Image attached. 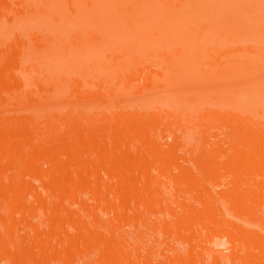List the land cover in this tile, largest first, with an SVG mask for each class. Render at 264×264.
<instances>
[{"label": "rangeland", "instance_id": "rangeland-1", "mask_svg": "<svg viewBox=\"0 0 264 264\" xmlns=\"http://www.w3.org/2000/svg\"><path fill=\"white\" fill-rule=\"evenodd\" d=\"M85 1L86 2L90 1L93 3L97 2V3L104 4L103 1H105V0H85ZM111 1H114L115 3H117L118 6H120V7H124V3L126 1H129V0H111ZM132 1H135V0H132ZM163 1H164V3L170 2V0H163ZM30 3L31 2L28 0H23V1L22 0H8V1L0 0V9H2L3 15L6 14L7 17H11V16L18 15L21 11H24V10L27 11ZM4 11H5V14H4ZM2 12L0 11L1 15H2ZM6 16H4L3 19L7 21V19H5ZM244 24L246 26L235 27V28L229 29L228 31L217 29L212 24H210V27H208L207 29H202L197 25H190V29H196L197 31H195V32L192 31V32H190V34H186L184 36H181V37H179V39H176L175 42H173V41L168 42L164 39V42L161 44L162 47L160 48V50H159V43H157L156 41L159 40L161 37L158 35L156 36V34H154L152 36V38L155 40L154 44L153 43H151V44L147 43L145 45H142L141 39L143 38V35H140V34L137 35L136 33L128 34V33H126V30L120 31L119 29L115 30L114 32L106 31L104 33H102L103 30L102 31L97 30L95 32V36L93 35L91 37V35H90V38H89L90 40H92V38L94 37V41L93 42L89 41L88 44H86L82 48V50L79 52H77V49H75V50H73L74 53L69 54V55H65L66 51H63V53H61L59 55H55L54 57H56V58H54V59L45 58L46 60H44V62H42V60H40L34 56H28L29 59L25 60L26 61L25 64L24 63L21 64V61H20L21 58L24 56V54H23L24 50L19 51V48H23L24 47L23 45H25L26 42H29V41H30L29 43L32 44V46L34 44H36L35 43L36 32L31 31V33L27 32L26 34H23V35L10 33L9 36L0 45V79L1 80L3 79L2 83L4 80H6V81H4L5 85L3 83L2 84L3 86H0V92L2 90H4L2 92L8 93L7 96L8 95L10 96V97H8L9 99H7V100L5 99L6 101L2 100L0 97V130L2 129L0 131V161L2 163V164L0 163L1 164L0 170H2V171H0V172H1V175H3L2 177H5V180H4L5 182H4V184H2V186L4 185L3 188L9 187V185H10L11 187H9V188H11L10 189V191H11L13 189V187L15 186V181L18 179L20 180L21 178H19V176L22 177L21 175L25 172V171L22 172V169H21L22 168L21 164H23L22 161H23V158L25 156H23V153H21L22 154L21 155L20 151H19V153L17 151H15V153H14V151H13V153H11L12 155H10V153L8 152V150H9L8 146L13 144L14 142H18L19 144L18 143H14V144L15 145L18 144L19 146L23 145L22 147L24 149H27V150H25L24 155L26 154L27 156L33 157L36 154V150H34V148H35L34 147V145H35L34 144V137H33V135H31V136L29 135L32 132L31 130H33L35 133H37V130H40L43 133V134H40L42 136H40L39 133L35 135L36 136L35 141L38 143L37 146H40V145L43 146L44 145L43 147H46L45 143L42 145V143L45 142L46 139H51V138L55 137L54 140L57 139L56 141L58 142V140L61 138V135H62V138H64L63 135H65V136L68 135L67 140L71 143V141L76 139V136L78 134L80 135L81 132L85 135V133H86L85 129H86V131L90 130L89 132H92L94 134L99 133L102 135V136L101 135L100 136L98 135V136L100 137L101 142L103 144V149H102V151H100L99 149L93 150L95 147L94 148L91 147V150H90V146H88V144H90L93 140L88 144L86 143L87 144L86 145L85 142H83L84 139L82 141L80 138L81 143L79 142V140H77V139H76L77 141L75 140V142L79 143L78 145L76 143L74 144V145H76V147L72 145L73 146V148H72L71 144L68 142L69 143L67 145L68 149H65V151L63 150L64 152H61L60 154L56 152L59 156L56 154L54 155V157L55 156L58 157L57 158L58 162L55 159L57 164L61 162L60 164H62V165H63V163L67 162L66 160L68 158L70 159V156H71L70 154H72L73 157H74V155L75 156L77 155L75 157L76 159H78V157H79V159H80L79 163L82 162L81 164H83V166L80 165V168H79L78 166H76V164H78V163H76V164L74 163L75 164L74 166L70 164V166H72V167L71 168H70V166L68 167L69 168L68 172H72V173L71 174L69 173L70 175L69 174L68 175L74 176V177H75V175L77 176L78 174L75 173L77 171H73V170L75 169V166L78 167V169H76V170H78V171L80 170V171L77 173H79L80 175L81 174L84 175L83 177L90 178L92 183H95V184H93L92 189L89 190L90 192H86L83 190H81L82 192H79L78 190H76L77 193L79 192L78 194H80V195H77L75 193L76 191L74 190L75 191L74 192L71 189L72 184L70 183L71 180L69 181L70 178L69 179L67 178L68 180H63L60 184L57 183L58 186L56 188L51 187L52 189L50 190V188L48 189L47 186H44V184H42L41 180H40V182H39V180L34 181L33 179H35V178H34V176L32 177L31 174H30L31 177L29 176V174H27V175L23 174L25 184L28 181L31 184L30 187L33 186L32 187L33 192L31 191V192H27L24 194L25 198H21V199H23V203L21 205H23L24 208L25 207L27 208V206L30 207L29 205H27V203L30 205L37 206L36 207L37 211L34 210V211L29 212L30 210H33V209H30L28 211L29 213H31L30 216H29L28 212L26 211L28 209L25 208L26 209L25 210L23 208V210H25L27 212V214H26L27 217H26V215H24L26 212L23 213V211H21L22 206L20 207V205H19V202H20V200H18L19 197H16L14 195V197H16V198H13V196H11L13 193L6 191L9 188L2 189L3 193H6L5 195H8V197L4 196L5 197L4 198L3 194L0 193V195H1L0 196V203L2 202L1 204H3V206L0 205V207L3 208V210L0 208V210H2V211H0V214L1 213L3 214L4 212L6 214L7 213L10 214V213H12V210L14 209L13 214L12 215L10 214L9 217H7L8 220H9V218H12V219H10L11 225H9V226L12 227L13 225H17L18 222L15 224H14V222L19 220V218L23 217V215H24L23 218L26 217V219H28V220H26V221L24 220L23 222H21V220H19L21 225L18 224L19 230L17 228L18 233L16 232L17 233L16 236H19L22 239L21 240L19 237H17V239L19 238V240L16 241L17 242L16 245L19 249L16 248V246L14 245L15 246V253H13V251H14V246H12L13 243H11V244L7 243L8 245L5 244L8 247L11 246V249H10V252H7V250H6V252L0 250V264H28V263L29 264H38V263H40V264H73V263H75V264H103V262H100L101 259L103 258L102 256L100 257V255H101L100 249H102L101 248L102 246H101L100 242L98 244L97 241H95V240L96 239L97 240L98 239L104 240L105 237L106 238H112V236H114L113 235L114 233H115L114 237H116V238L119 237V240H118V238H117V240L119 241V244L123 243V244H121L123 246L124 245L129 246V245L133 244L132 243L133 241H135V240L138 241L139 245L141 246L138 249H140L141 252H138V256H137V254H135L134 257L136 259L133 257L135 264L136 263L137 264H144L146 262H147L146 264H151V263L155 264V262L153 261L155 259L154 255L157 254L155 252L160 253V251H161V254L158 253V255H161V256H158L159 257L158 259H160L159 260L160 264H169V263L173 264V262H174L173 258L177 259L175 261H178L179 259L180 260L182 259L181 261H183L186 257L190 258V260H193L191 256L188 257V255H189L188 251L190 249H191L190 251L192 252V254L196 253V251H197V253H196L197 257L194 256L195 258L198 259L196 261V264H199V263L209 264V262H211L210 260H211L212 256H216L219 253L220 254L222 253L223 257L225 256V261H227V263L223 261V264H225V263L226 264H232V262L230 261V256H231L230 253L233 251V249L231 247L225 246V248H223V250H221L222 252H217L218 254H215L216 247H214V245H212V241L209 242V240H208V238L212 236L210 233L215 231L213 225H210L213 227L212 228L213 231L211 229H209L210 226L209 227H203V226L201 227L199 225V226H197V229L194 230V233H192L189 236H188V234H183V233L181 234L179 232H177L178 233L177 234L176 231H174V233H173L174 226L171 224H175L179 220V218L182 217V214H181L182 212L180 213V211H181L180 209L185 207L186 204L189 202H188L187 198L184 200L183 198L181 199V197H180L181 194H183L182 192L186 193L188 191L187 190L188 183L183 184L185 182V180H184V182L182 181L181 182L182 184H180V186L181 185L182 186L179 189L180 186L178 184L180 183V181L178 180L176 183L177 179L172 178L173 177L172 175L175 174V176L177 177L176 174L177 173L179 174L181 169H182V172L185 171L187 173V175L190 173V172L188 173V171H191V175H193V173H194V175L196 174L197 176L196 175L195 176L198 177V180L200 181L201 179L202 180H204V178L206 179L207 173H206V170H204L206 173L205 174L203 172V169L200 168L199 165L208 164V165L214 166V169L212 168L210 170L212 177L209 173V176L211 177V179H209V176H207L208 179L204 180V181L201 180L202 182H198V185L200 184L199 186L201 188H207V190L209 189L210 190V191L208 190L209 192L212 191L211 195H214L213 197H215L212 199H216V197H217V198L222 199L221 201H224V202H225V200L221 196L222 194H220V193H222L221 191L224 189V187H229V186L234 184L231 180L232 178L230 177L231 176L230 173H233V174H235V173L239 174L240 173V175H241L242 174L241 172L243 171L242 164L244 162H243V158H241L243 156L239 155V153H241V152L252 153L253 156L251 155V156L247 157V159L257 160V161H259V163L263 162V164H261V167L259 166L260 168L259 167L258 168H252V167H257V165H258L257 164V165L252 166L251 168L248 167L247 170L243 171V174H242L243 176L241 175L243 177V179L244 178L246 179L248 177L251 179V178H254L255 176L257 177L258 174H259V177H257L258 179L259 178L263 179V177H264V94L261 92L262 90L259 87L253 86L254 88H252L251 85L244 86L243 84H234V81L236 78L234 79V76L231 74L232 73L231 70L229 72H227L228 74H230L232 76L230 79H228L229 76H226L225 72L223 70H221L218 67V65H216V67L213 68V66L210 64V63H212V61H216V59H214V56L218 57L219 55L223 54L224 52H229V53L234 52L235 53L231 56L228 55L224 59L226 61V60L239 59L242 55H244L243 53L247 49H250V48H258L259 49L261 47L264 48V34H263L264 33V27L259 26V25H255V24L248 22V21H246ZM154 31H156V30L150 29L148 32V36H150V34H152ZM92 33H93V31H92ZM180 39L186 41L185 45L193 46L194 48H196L198 51H200L205 56L206 62L203 63L202 67H205L206 69L213 70V72L217 73V75H216L217 79L214 81V83L216 84V87L214 90L215 97L212 99H207L203 102H200L197 107H191V106L188 107L186 105L187 102L186 103L184 102L183 97L185 94H184V92H182L179 89L181 86L180 85L181 77H180V74L178 73L179 67L177 69V74L171 73L169 71L168 67L172 66V63L169 61V59L167 57H165L162 54V53L166 52L165 49H170V47H172L173 45H179L180 42H182ZM31 41H33V42H31ZM85 42H86V40H85ZM75 57L78 58V61H77V64L73 66V59L72 58H75ZM237 67H239V66H237ZM75 68L80 69V74H78L77 76H79L81 79H83V81L80 79V80H77L75 83H71L70 85H68L67 88L68 87L69 88L68 89L66 88L67 91L65 93V96L58 98L61 100V101L59 100L60 103L57 101L58 100L57 99L55 102H57L58 104L56 103L53 106L49 105V103H52L50 101H53V100H47L46 96H48V94L46 92L42 93L41 87L43 89V87L45 88L47 85H50V84L52 85L53 82H54V84L57 83L55 81H51L50 84L48 83V81L52 78L59 79L58 76H60V75H57V73L70 72L72 70H76ZM125 71L127 72L128 76H129L128 78L125 75H123V72L125 73ZM244 71H245V69H243V68H239L237 71H236V69H234L235 73L244 72ZM211 75H213L212 72H211ZM171 76L173 78H171ZM167 77H168V79H167ZM152 79H157L159 81H162L164 83V87L160 88L159 86L152 84V82H153ZM236 80H238V78ZM54 84H53V86H54ZM255 86H256V84H255ZM43 94L44 95L46 94L45 99L42 96ZM2 95H3V98H4V96H6L5 94H2ZM0 96H1V93H0ZM39 98L41 101L45 102V100H46L48 102V105L45 106L48 110L49 109L51 110L53 108V109H55V111L56 110H58V111H56V113H54L55 111L53 110L54 112L51 113L50 110L48 111L44 107V104L39 100V102L43 104V109H42L43 111L42 112L44 113V111H45V113L43 115V113L40 112L41 117L39 115H35V113L37 112V111L35 112V109L37 108L36 105L39 106V104L37 102ZM45 104H47V103H45ZM83 105H85V106H83ZM47 106H49V108ZM239 111H244V112L250 111V112H248L250 114L247 115L248 117L245 116L244 118L243 117L242 118H235L232 116V114L239 112ZM217 112H222V114L218 115ZM37 114H39V113H37ZM191 114H192V116L189 118V116ZM8 115H11L13 117L8 118ZM35 116H37V117H35ZM180 118L182 119L181 120L182 123L179 120ZM178 121L181 123V125H180L181 129L182 130L185 129V132H184V134L181 135L180 138H178L176 140L170 134L169 127L172 125V123L173 124H176V123L180 124ZM228 121H236V123L234 125L235 127L227 126L226 123ZM32 123H34V127L33 126L32 127L34 129H36V128L37 129L36 130L30 129L29 134H27L28 132L26 131L27 133H25V134L29 135V137L23 136V139H22V137L21 138L17 137L16 134L13 135L12 133L8 134L6 131L4 132V129H5L4 126H6L10 132H14V131L17 132L18 129H20L21 127H24L23 125L27 124L28 126H30ZM51 123H52V125H49ZM28 126L26 127V130H27ZM48 127L51 129L52 132H49L50 130ZM24 128L20 129L19 131L23 130ZM54 129H55V131H54ZM77 130H79L80 133H78ZM252 130L257 131L259 134L258 135L254 134V132ZM61 131H63V132H61ZM1 133H2V135H1ZM57 133H58V136H57ZM70 133H71V135H70ZM136 133L139 136L141 134H142V136L144 135V137L141 136L143 139L138 136L139 138L138 139L136 138V141H135V139H133V138H135L137 136L133 137L132 134L136 135ZM138 133H141V134H138ZM51 134L54 135V137L53 136L51 137ZM83 134H82V137L84 138ZM8 135H10V136H8ZM69 135H70V137H69ZM3 136H4V138H3ZM71 136L73 137V139ZM80 137H81V135H80ZM85 137H87V135H85ZM97 137H95V138H97ZM99 137L96 140H98ZM259 137L262 138L261 141L258 140ZM91 138H93V137H90V139ZM16 139L19 141H17ZM90 139H89V141H90ZM38 140H40V141L42 140L41 141L42 143L40 142L41 143L40 144L38 142ZM138 140H139V142H137ZM145 140H147V142ZM47 141L49 143L50 142L52 143V141H50V140H47ZM142 141L143 142L145 141L147 143L146 146L143 147V144L142 145L139 144ZM51 143H50V145H52V146L53 145L57 146L56 144H58L56 142H55V144H53V143L51 144ZM72 143H74V142H72ZM83 143L85 145H83ZM93 143L96 144V142H92V144ZM92 144H91V146H92ZM26 145H30V146L26 147ZM121 145L123 147L127 146L128 148H130L129 150H132V151L134 150L133 152L138 154V157L142 158V159L139 158L140 160H137L139 162L136 161L137 165L140 164L142 166L143 163L145 162L144 164H146V161H147L146 167H147V169H149L148 170L149 172L146 170V167H145V170L147 172L146 174H148L149 176L152 175L155 178V179H152V180H154V181H152V183H154V185L156 184V187L153 186V187H155V188H153V191L161 193V194H159L160 197H158V193L153 192V193H156L157 194L156 196L159 198L157 200V202L154 201V205H155V203H157V204L159 202L161 203V205L158 204L159 207L161 206L160 208L158 207L159 209L154 210L153 209V208H155L154 206H153V208H151L148 204L146 205V201L142 200V198H141L142 195H140V193H139L140 197H137V198L135 197L132 199V197L129 196V198L128 197L127 198L131 199L132 201L127 200L125 198L127 201L124 202V206L121 204L122 201L120 202V200H122V199H119L121 197H118V196L122 192V190H120L122 188L121 187L122 184L121 183L118 184V182L116 183V181L118 179L114 180V178L115 177L118 178V175H119V174L116 175L117 174L116 171H118V173H119V170H123L125 168L122 164L119 163V160L122 163L123 160H128L129 156L124 157L125 154H124V156H122V155H120V157L118 156V159H115V161H117L118 164L116 162L114 163L113 160L111 161L107 157L108 152L116 153L118 151V147ZM93 146H94V144H93ZM7 148H8V150H7ZM23 148H21V150ZM139 148H140V152H139ZM56 150L58 152L60 151V149L59 150L56 149ZM6 152H7V154L9 153L10 157L7 154L4 156V154ZM51 152H52V149L44 150V153H45V155H43L44 158L41 157L34 164L35 166H37L36 167L37 169L34 166V167L29 168L30 171L28 170L27 172H31V171L33 172L34 170H32V169H35L37 171L39 170V173L38 172L37 173L40 174L41 177L43 176L42 178L49 177L51 175L50 172H52V171H50V169H51V167H50L51 163L50 162H53L54 160L52 158L50 159L49 157H48L49 158L48 159L46 157L47 156L46 154L50 155ZM122 153H124V152H121L120 154H122ZM143 154L145 155V157L143 156ZM230 154H234L235 157L232 159L231 162H228V160H229L228 155H230ZM52 155H53V153H52ZM6 156H8V157H6ZM38 156L40 157L41 155H39V153H38ZM165 156H167V157L172 156L173 157L172 160H175L174 162H176V163H174V167L171 165V163H173V161H171V163H169L170 164V165H168V166H170L169 168H168V166H166L165 167L166 169H164V167L161 166V164H160L161 162L159 160H161V158H163ZM152 157H153V160H152ZM148 159H150V161ZM7 160H8V162H7ZM54 162H53V164H54ZM26 163L28 164V161ZM100 163L103 165L101 166V168L98 169L99 171L97 170V172H95L96 169L94 167L96 166V164L99 165ZM113 163L115 164V166H114L115 168L116 167L117 168L122 167V166L124 168L123 167H122L123 169L122 168H119V169L116 168L117 169L116 170L113 167V165H114ZM148 163H150V166H149L150 168H148V165H149ZM4 164H6V165H4ZM132 164H133L132 166H130L131 163H130V165L127 164L128 169L124 170V172H126V173L127 172L128 173L135 172L136 171L135 170L136 168L134 167V166H136L135 162H133ZM220 164L224 165V166H222L223 168L221 167ZM228 164H230V165L232 164V165L228 166ZM2 165L6 166V167L4 168ZM32 165H33V163H32ZM119 165H121V166H119ZM175 165L178 168H176ZM219 165H220V167H219ZM217 166L219 168H217ZM226 166H227V168H226ZM2 167H3V169H2ZM182 167L183 168H185V167L189 168L190 167L189 168L190 170H188V169L183 170ZM191 167H192V169H191ZM15 168H17V169H15ZM18 168H20V170ZM171 168H172V171H171L172 173L170 172ZM179 168H180V170H179ZM243 168H244V164H243ZM244 169H246V168H244ZM112 170L116 172V174H115V172H113L116 175L115 177L112 174ZM4 171L7 172L6 175L9 176V179H8V177H6V175H4ZM230 171H232V172H230ZM73 172L75 173V175H73ZM136 172H135V174H137ZM20 173H22V174H20ZM25 174H26V172H25ZM92 174L96 176V179H94L95 176H92ZM148 175H146V176L149 177ZM187 175H186V177H191V175H188V176ZM78 177H80V176L78 175ZM139 177L140 178L137 180L138 182L136 181V183H139V184H135V185L139 186V187L137 186V189L142 188V186H143L142 181H144V180H142L141 176H139ZM153 177H149V179H151ZM170 177L174 180H172ZM256 177H255V179H257ZM12 178L13 179L15 178L16 180L14 181ZM217 179H218V181H217ZM241 179L242 178L240 177V182L243 183L241 181ZM245 179H244V181L250 180V179L249 180L248 179L245 180ZM95 180H99V182H97V183H99L103 186L102 189H101L102 186L97 185ZM103 181L106 183L104 184ZM172 181H175V182L172 183ZM263 181H264V179H263ZM6 182H7V184L11 182L12 185L11 184L7 185ZM45 182H47V180ZM112 182H115V185ZM22 183H24V181H22ZM261 183H264V182H261ZM30 184H28V185H30ZM32 184H34V185H32ZM111 184H113L114 187H113V185L110 186ZM116 184H118V185H116ZM158 184H159V186H158ZM94 185L96 187H98V189H99V190H97L98 191L97 195L95 194L96 191H93ZM105 185L107 187H104ZM108 185L111 187V188L109 187L110 190L108 188ZM140 185H141V187H140ZM164 187H166V188H164ZM73 188H75V187H73ZM174 188H175V190H174ZM103 189H104V191H103ZM155 189H157V190H155ZM171 189H173V190H171ZM183 189H184V191H183ZM242 189H244V187L243 188L240 187L239 194L241 193L240 194L241 196H242V193H244V190H243V192H241ZM119 190H120V193H119ZM179 190H182V192L180 191L181 194H178L176 192ZM36 191L43 194L42 197H44L45 195L48 197V198L47 197L44 198L48 202L46 204L47 207L44 208V206H45V203H44V206H41L38 209V206L40 204H42L43 201L42 202L37 201L39 198L37 199V197H36V195H37ZM129 191H130V188H129ZM131 191H134V190H131ZM208 191H206V192L202 191L203 194L201 193V195H200L202 199L206 198L204 196V194H206V193L209 194ZM163 192H164V196L162 195ZM33 193L36 195L34 196ZM60 193H63L66 195L65 196L66 198L62 197V201H60V202H62V205L59 204L60 208L62 207L63 210L62 209L58 210L59 212L61 211L60 214L58 211L55 212L56 215L54 213L49 214V212L52 210V209L50 210V208H53L52 205L56 204L54 202H57L56 199L59 198L57 196ZM81 193H82V195H81ZM83 193H86V194H83ZM173 193H175V194H173ZM70 194H71V196H70ZM208 194L206 196H208V198H209L210 195H208ZM16 195H18V194H16ZM24 195H23V197H24ZM237 195L238 194H236L235 196H237ZM9 196H11V198ZM68 196L71 199H68ZM79 196H80V198H79ZM171 196L172 197L174 196V199L177 197V199L174 200L173 198H171ZM228 196H230V195H228ZM39 197H41V195ZM73 197H78V198L73 199ZM6 198H7V200H6ZM138 198H140V199H138ZM188 198H189V195H188ZM3 199H5V200L2 201ZM136 199H138V200H136ZM156 199L149 200L150 201L149 203H152L153 200H156ZM172 199L174 200L173 202L171 201ZM220 199H217V202L219 201L221 203ZM8 200H9V202H8ZM24 200H25L26 206L24 205ZM69 200H71V202ZM73 200H74V202H73ZM81 200H85L86 202L85 201L83 202ZM141 200L144 201L145 204L142 205L143 207L140 208V206H138V204L140 203ZM166 201H168V202H166ZM12 202H14V203H12ZM52 202H53V204L49 205ZM212 202H215V201L212 200ZM38 203H40V204H38ZM87 203H88V205H87ZM128 203H129V205H128ZM136 203H137V205H136ZM167 203H169L170 205ZM194 203L198 204L197 202H194ZM9 204H11L12 206L14 205L13 206L14 208L12 210L8 209V207L10 206ZM116 204L117 205L121 204L122 208L118 205L119 209H121V213L127 211L126 212L127 215H128V213H131V212H133V210H135L133 208H136V209L138 208L141 211H143L141 215H143L144 217L141 216V220H139V221L137 220V222L141 226L143 225V227H141V226L139 227V232L138 231L135 232L133 230L134 229L133 226H132L133 229L130 228V223L125 224L126 221L130 222V220H129L130 216L128 218H124V220H122L123 217L121 218L120 216L119 217L121 218V220L118 217L116 218L117 214L114 215L113 214L114 210H112V209L117 208ZM141 204H142V202H141ZM141 204H139V205H141ZM157 204H156V206H157ZM162 204H164V205H162ZM215 204H217V203H215ZM73 205H74V209H73ZM82 205H83V207H85V205H86L85 208H87L88 206L91 207V208H88L91 212L89 213V212H85L82 210H81L82 212H79L80 207ZM125 205H128V206H125ZM49 206H50V208H49ZM77 206L79 208L75 209V208H77ZM93 206H96V208L98 206H100V207H98L97 209L94 207V209H93ZM171 206H172V208H171ZM33 207L34 206H32V208ZM123 207H126V208L128 207V209H124ZM9 208H11V207H9ZM17 208H21V209H17ZM47 208H49V209H47ZM167 209L169 212L167 211ZM48 210H50V211H48ZM118 210H115V211L118 212ZM74 211H78V213H80V214L84 213V214H82L83 218L79 214L82 218V221L83 220L85 221L84 226L87 225L88 228H90V229L92 227V229L94 231H92V230L88 231L87 228H83L84 230L81 229L80 231L79 230L77 231L78 233H80V234H78L76 232L77 229H75L71 225L76 224L75 223L76 221H74V220L77 219V221H79L81 218H80V216H78V214L77 215L74 214V213H76ZM93 211H94L95 215H97V216L94 215ZM156 211H158V212H156ZM35 212H36V215L34 214ZM22 213H23V215H22ZM32 214H34V215H32ZM91 214H92V217L94 219L91 218ZM145 214H146V216H145ZM127 215L124 217H127ZM52 216L53 217L56 216V217L53 218ZM85 216H88V217H85ZM98 216H99V218H98ZM75 217H76V219H74ZM7 218L4 219V221L7 220ZM14 218L17 220H15ZM69 219H70V221L74 219L73 220L74 222L73 221H71V222L67 221L66 222V220H69ZM88 220H89V222H88ZM64 221H65V223H64ZM84 221L82 223L80 221L79 222H80V224L83 225ZM96 221H97V223H96ZM103 221H105V222H103ZM1 222H0V224H1L0 225V229H1L0 231L2 232L3 228H4L3 225H5V223H7V222L6 221L4 223L3 222L1 223ZM56 222H58L59 224ZM68 222L70 224H67ZM12 223H13V225H12ZM100 223H104L103 226L100 227ZM106 223H107V227L105 228L104 225ZM138 223H136V224L138 225ZM9 224H10V222H9ZM34 224H35V226H34ZM54 224L55 225L58 224V226L56 228L59 229V232L62 231L61 235H63V233L65 231L64 236H63V237H65L64 239H63V237L61 238V237L56 236V235L52 236V237H57L56 239L60 240V241H57L54 238L47 239V240L45 239L46 238L45 235L48 236V234H46V233L49 232V230L51 229V226ZM61 224H62V226H64L63 227L64 229L60 226ZM89 224L91 226H89ZM109 224H110V227H109ZM111 225H113V226H111ZM168 225L170 226L169 229H172V230L169 231L167 228L163 227V226L168 227ZM158 226H159V229H158ZM7 227H8V225H7ZM94 227L96 229H99V230L96 231ZM156 227L158 230L156 229ZM56 228L54 226L53 229H56ZM160 228L167 229L168 233L166 232L167 230L163 233L162 232L163 229H160ZM199 228L201 229V231H203V233H201ZM101 229H103V230H101ZM151 229H153V230H151ZM210 230H211V232H210ZM205 232H207V234ZM82 233L86 235L85 237H86L87 241L90 238L89 242H91V241L96 242L97 248H96V246H93L91 248L95 247L96 249L95 248L93 250L90 249L91 253L89 251H87V252H85L84 255H83V253H80L79 254L80 256H79V255L74 254L76 250L73 251V249H74L73 244H76L75 246L79 247L81 244H79V243L77 244V242L80 241V243H83L80 240V238L83 236H81V237L79 236V235H82ZM132 233L135 234L134 237H136V239H134L133 236H130V235H133ZM149 233H153L154 237L152 236V234H149ZM157 234H159V235H157ZM199 234H201V235H199ZM195 235H198V236H195ZM205 235H206V237H208V236L209 237L206 238ZM77 236H78L79 241H77L78 239H74V238H77ZM183 236H185L187 238V240ZM58 237H59V239H58ZM92 238L94 240H92ZM131 238H133V241H131ZM44 239L46 242L44 241ZM146 239H148V240H146ZM189 239H190V241H189ZM196 239H201V240L197 241ZM71 240H73L76 243H74V242L72 243ZM6 242H8V241H6ZM94 242L92 243L93 245H95ZM156 242L162 246H159V244H157ZM206 242H207V244H206ZM21 243H23V244H21ZM138 243L136 244L137 247L139 246ZM151 243H153V244H151ZM19 245H21V247ZM39 245H42V246H40L41 248L39 247ZM83 245H84V243L79 248H82ZM144 245L146 247L148 245L149 246L146 248ZM153 245H155V246H153ZM211 245L213 246L215 251ZM6 246H5V248H7ZM37 246L39 248H36ZM43 246H46L47 249H45V250L48 252H46L43 249L44 248ZM123 246L119 245V247H123ZM126 246H124V247H126ZM201 246H203V247H201ZM51 247L53 249H54V247H57L56 253L58 250H60V253H59L60 255L57 254V257H60V258L55 257L57 259L53 258V260L49 258L48 255H49V253L51 254V249H52ZM124 247H123V249H126ZM153 247H155V248H153ZM199 247H201V248H199ZM48 248H50V249H48ZM203 248H204V250H203ZM39 249H41L40 251H42V252L44 251V252L48 253V255H47L48 258L46 257L47 259L44 256H40V254H44V253L38 252ZM130 250H132V249H130ZM27 251L32 253V254L29 253V255L31 257H29ZM52 251H55V250H52ZM72 251H73V253H72ZM193 251H194V253H193ZM209 251H211V252L208 253ZM212 251H213V253H212ZM202 252H203V254H202ZM5 253H6V255H5ZM7 253H10V254H7ZM24 253H26V255ZM199 253H201L203 256ZM11 254H13L14 257H16V255H17V258L19 257L18 260H16L17 258H15L16 261H14V263H13V261L11 263V260H10V258H12L10 256ZM72 255L75 257V259H72V258H74ZM210 255H212V256H210ZM199 256H200V258H199ZM206 256H207V258H210V260L208 259L209 261L205 258ZM8 257H10V258H8ZM20 257H22L23 259ZM50 257H52V256H50ZM201 258H202V260L199 261ZM23 260H25V261L22 262ZM37 260H40V261L37 263L36 262ZM136 260H137V262H136ZM170 260H172V262ZM41 261H43V262H41ZM148 261H149V263H148ZM197 262H199V263H197ZM178 263L182 264L180 261L175 263V264H178ZM189 264H190V262H189ZM191 264H193V263H191Z\"/></svg>", "mask_w": 264, "mask_h": 264}, {"label": "bare ground", "instance_id": "bare-ground-1", "mask_svg": "<svg viewBox=\"0 0 264 264\" xmlns=\"http://www.w3.org/2000/svg\"><path fill=\"white\" fill-rule=\"evenodd\" d=\"M6 1H8V0H6ZM28 1H30L31 3L29 5V8L27 9V11H25V10L24 11H21L16 16L7 17L6 14H5V11H4V14L5 15H3L2 9H0V11L2 12V15L0 13V15H1L0 16V18H1L0 19V45H1L2 42H4V40L9 36L10 33H15V34H18V35H23V34H26L27 32H30L31 33V31H35L36 32V35H35V39H36L35 43L36 44H34L32 46V44H30L29 43L30 41H29V42H26L25 45H23L24 46L23 48H19V51L24 50L23 51L24 52L23 53L24 56L20 60L21 61V64H23V63L25 64L26 63L25 60L26 59L27 60L29 59L28 56H34V57L42 60V62H44V60H46L45 58L54 59V58H56V57H54L55 55H59V54L63 53V51H66L65 55H69V54L74 53L73 50H75V49H77V52H79V51L82 50V48L86 44H88L89 41L90 42H93L94 41V37L92 38V40H90L89 38H90V35H91V37L93 35L95 36V32L97 30L98 31H102L103 30L102 33H104L106 31H108V32H114L115 30L119 29L120 31L121 30H126V33H128V34H134V33H136L137 35L140 34V35H143V38L141 39V44L142 45H145L147 43H149V44L153 43L154 44L155 43V40L152 38V36L154 34H156V36L158 35V36L161 37L159 40L156 41L157 43H159V50H160V48L162 47L161 44L164 42V39L166 41H168V42H171V41L175 42V40L176 39H179V37L184 36L186 34H190V32H192V31H194V32L197 31L196 29H190V25H197V26H199L202 29H207L208 27H210V24H212L217 29L228 31L229 29H232V28H235V27H244V26H246L244 23L246 21H248V22H251V23H253L255 25H259V26H263L264 27V0H170V2H168V3H166V2L164 3L163 0H135V1L129 0V1H126L124 3V7L118 6L117 3H115L114 1H111V0H105V1H103L104 4L97 3V2H94L93 3V2H90V1L86 2L85 0L84 1L83 0H28ZM4 16H6L5 19H7V21L3 19ZM150 29H155L156 31H154L152 34H150V36H148V32H149ZM92 31H93V33H92ZM85 40H86V42H85ZM180 40L182 42H180L179 45H173L172 47H170V49H165L166 52L165 53H162V54L165 57H167L169 59V61L172 63V66H169L168 67V69H169V71L171 73L177 74V69L179 67L178 73L180 74V77H181V82H180V85L181 86H180L179 89L182 92H184V94H185L184 97H183L184 102L185 103L187 102L186 105L188 107H190V106L191 107H197L200 102H203V101H205L207 99H212V98L215 97L214 90H215L216 84L214 83V81L217 79L216 78L217 73L213 72V70L206 69L205 67H202L203 63L206 62L205 56L200 51H198L196 48H194L193 46H191V45H185V43H186L185 40H182V39H180ZM31 42H33V41H31ZM228 53L229 52H224L223 54L219 55L218 57H215L214 56V59H216V61H212V63H210L213 66V68H215L216 65H218V67L225 72V75L226 76H229L228 79H230L232 77L230 74L227 73V72H229L231 70L232 71L231 74L234 76V79L235 78L236 79L238 78V80L235 79L234 84H243L244 86L251 85L252 88L259 87L262 90L261 92L264 94V48L261 47L259 49L258 48H250V49H247V50L244 51V53H243L244 55H242L239 58L240 60L239 59H236V60H226L225 61L224 59L228 55L231 56V55L235 54L234 52H230L229 54ZM72 59H73V66H74V65L77 64L78 58L75 57V58H72ZM237 66H239V67H237ZM239 68H243V69H245V71L244 72L235 73L234 72V69H236V71H237ZM75 69L76 70H72L70 72L57 73V75H60V76H58L59 79L52 78V79H50L48 81L49 84L51 83V81H55V82H57V83H55L56 85L53 82L54 86H53V84L52 85L50 84V85H47L45 88L43 87V89L41 87L42 93L43 92H46L48 94V96H46V94L45 95L44 94L42 95L44 97V99L47 97V100H53V101H50L52 103H49V105L53 106L54 104H56L57 102H55V101L58 98H60L62 96H65V93H66L67 89L69 88V87L67 88V86L70 85L71 83H75L77 80H80L81 79L79 76H77L78 74H80V69L79 68H75ZM211 72L213 73V75H211ZM123 75H125L127 78L129 77L126 71H125V73L123 72ZM171 78H173V77L171 76ZM167 79H168V77H167ZM2 80L0 79V81H1L0 82V86H3L2 84L4 83V81H6V80H4L3 83H2ZM81 80L83 81V79H81ZM152 81H153L152 84H155V85L159 86L160 88L164 87V83L162 81H159L157 79H152ZM255 84H256V86H255ZM4 85H5V83H4ZM2 91H4V90H2ZM2 91L0 92L1 93V96L0 97H1L2 100L6 101L7 99H9L8 97H10V96L9 95L7 96L8 93L2 92ZM2 94H5L6 96H4V98H3V95ZM39 100H40V98L37 101L38 104H39V106L36 105L37 106V108H36L37 110L35 109V112L36 111L37 112L35 113V115H39L40 116L41 115L40 112L43 111L42 110L43 109V104H44V107H45L46 105H48V102L46 100H45V102L40 100L43 103L42 104V103L39 102ZM59 100L60 99H58L57 101L59 102ZM45 103H47V104H45ZM83 106H85V105H83ZM47 107L49 108V106H47ZM53 110L55 111V109L52 108L50 110V112L51 113L54 112ZM56 111H58V110H56ZM56 111L54 113H56ZM248 112H250V111H245V112L244 111H239V112H236V113L232 114V116L235 117V118H242V117L244 118L245 116H247V115L250 114ZM37 113H39V114H37ZM44 113H45V111H44ZM44 113H43V115H44ZM217 114L218 115H221L222 112H217ZM191 116H192V114L189 116V118ZM9 117L12 118L13 116L8 115V118ZM35 117H37V116H35ZM179 120L182 123V121H181L182 119L180 118ZM181 123L180 124H177V123L176 124H173L172 123V125L169 127L170 134L176 140L178 138H180L181 135L184 134V132H185V129H183V130L181 129V126H180ZM235 123H236V121H228L226 123V125L227 126H230V127H235L234 126ZM26 125H23V126L25 127ZM49 125H52V123L49 124ZM32 126L34 127V123H32L30 126H28L29 129L27 128V130H26V127L25 128L24 127H21L20 128V129L24 128L25 130L24 129L23 130L25 132L23 130L19 131L20 129H18L17 132L14 131L15 133L14 132H10L7 129V127L4 126L5 129H6V130L4 129V132L6 131L8 134L9 133H12L13 135L16 134L17 137H20V138L22 137V139H23V136L24 137H26V136L29 137V135L30 136L33 135V137H34V144L36 145V146L34 145V147H35L34 150H36V154L33 157L27 156L26 154L24 155V152L27 149H24L22 147L23 145H21V144H20L21 146H19L18 145L19 144L18 142H14V143H18L16 145L14 143L11 144V145H9L8 146L9 150L7 148L8 152L10 153V155H12L11 153H13V151H14V153H15V151H17L18 153L20 151V154L23 153V156L26 157V158L25 157L23 158V161H22L23 164H21L22 166L20 165L22 167L21 168L22 169V172H24V171L26 172V174H25V172L23 174L24 175L29 174V176L31 174V176L32 177L34 176V178H35V179H33L34 181H38L39 180V182H40V180H41L42 184H44V186H47L48 189L50 188V190L52 189L51 187L56 188L58 186L57 183L60 184L63 180H68L70 178L69 181L71 180L70 183L72 184L71 185L72 188L70 186L69 187L73 191L74 190L75 191L78 190L79 192H82L81 190H83V191H86V192H90L89 190L92 189V186L95 183H92V181H91L90 178L83 177L84 175L81 174L82 175L81 176L79 173H77L80 170L78 171L76 169H78V167L80 168V165L83 166V164H81L82 162L79 163V161H80L79 157H78V159L75 158L77 155L76 156L74 155V157H73V155L70 154L71 155L70 156V159L68 158L66 160L68 163L67 162L66 163H63V165L60 164L61 162L57 164V162H58V159L57 158L58 157L57 156L54 157L55 154L58 155L57 153L60 154L61 152H64L65 149H68L67 145L70 143L67 140L68 139V135L67 136L63 135L64 138H62V135H61V138L57 142L56 141L57 139L54 140L55 137H54V135L51 134V137L53 136L54 138L46 139V141L43 142V143L41 142L42 140L41 141L38 140V142L39 143L41 142L42 145L45 143V146L46 147H43L44 145L41 146L40 145L41 143L39 144L40 146H37L38 143L35 141L36 140L35 139L36 138L35 135L38 134V133H39V135L40 134H43V133L40 130H37V133H35L33 130H31L32 132L29 134L30 129H34ZM36 129H34V130H36ZM49 130H50L49 132H52L50 128H49ZM54 131H55V129H54ZM77 131H78V133H80L79 130H77ZM89 131L90 130H87L86 131V129H85V132L87 134L83 131L85 133V135H87V137H85V135L81 132L84 135V138L82 137V134L80 133L81 137L78 134L79 136L77 135L76 136V139L79 140L80 143H81L80 138H81L82 141L84 139L83 142H85V144L86 143L88 144V143H90L93 140L92 142H96V144L93 143L94 146H93L92 142L90 144H88V146H90V150H91V147L92 148L95 147L93 150L99 149L100 151H102L103 144H102L101 139L99 137L101 134H99V133L98 134H94V133L89 132ZM252 131L256 135L259 134L257 131H254V130H252ZM61 132H63V131H61ZM25 133H27L29 135H27ZM71 133H70V135H71ZM138 134H141V133H138ZM1 135H2V133H1ZM70 135H69V137H70ZM8 136H10V135H8ZM40 136H42V135H40ZM57 136H58V133H57ZM97 136L99 137L98 140H96L98 138ZM132 136L133 137L137 136V137L133 138V139H135V141H136V138L138 139L139 137L140 138L144 137V135L142 136V134H141L139 136V135H137V133H136V135L135 134H132ZM90 137H93V138L90 139ZM95 137H97V138H95ZM3 138H4V136H3ZM72 139H73V137H72ZM76 139L72 140L71 143H70L72 148H73V146L76 147V145H74L75 143L77 145L79 144V143L75 142ZM89 139H90V141H89ZM47 140L52 141L53 144H55V142L58 143V144H56L57 146H55V145L52 146V145H50L51 142L49 143ZM258 140L261 141L262 138L259 137ZM17 141H19V140H17ZM145 141L147 142V140H145ZM72 142H74V143H72ZM137 142H139V140ZM144 142L142 141L139 144H141V145L143 144V147H144L147 144L146 142L145 143ZM85 144L83 143V145H85ZM91 144H92V146H91ZM28 146H30V145H26V147H28ZM21 148H23V149L21 150ZM48 149H52V152L50 153V155L49 154H46L47 155L46 157L47 158L49 157L50 159L52 158L54 161L56 159V161H57V162L56 161L54 162L52 160L54 162V164H53V162H50L51 163V166L50 167L52 169V170L50 169V171H52V172H50L51 175L49 177L42 178L43 176L41 177V175L38 174L39 173V170L37 171L35 169H32V170H34L33 172L31 171L32 173L31 172H27L29 170V168L35 166L34 164L37 162L38 159H40L41 157L44 158L43 157V155H45L44 150H48ZM56 149H58V150L60 149V151L58 152ZM129 149L130 148H128L127 146L126 147H123L121 145V146L118 147V151L116 153H113V152H108L107 153V157L111 161L113 160L114 163L116 162L117 164H118V162L115 161V159H118V156L119 157H120V155L124 156V154H125L124 157H126V156L128 157L129 156V159L128 160H123L122 159L123 160L122 163L119 160V163L122 164L125 168L123 166L122 167L124 169L122 167H118V168L116 167V168L117 169L122 168L123 170H119V173H118V171H116L117 174H116L115 171L112 170V174L114 175V177L119 174L118 175V178L117 177H115V178L113 177L114 180L115 179L116 180L118 179L116 181V183L118 182V184H120V183L122 184V186H121L122 188L120 189V190H122V192L118 196V197H121L119 199H122V200H120V202L122 201L121 204L124 206V202H126L127 200H131V199H128L129 196H131L132 199L135 198V197L137 198V197H140L139 196V193H140V195H142L141 196L142 200L146 201V205L148 204L151 208H153V206H154L155 207V208H153L154 210L159 209L161 207V206L159 207V205H161V203L159 202L158 203L159 205L157 203H155V205H154V201L157 202V200L159 199L158 197H160L159 194H161V193L160 192L153 191V188L156 187V184L154 185V183H152V181H154L152 179H155V178L152 175L149 176L148 174H146L147 173L146 170L147 171L149 170L146 167L147 166V161H146V164H144L145 162L143 163V165H142L143 167L140 164H139L140 166L137 165L136 163L139 162L137 160H140L142 158L138 157V154H136V153L133 152L134 150L132 151V150H129ZM121 152H124V153L120 154ZM139 152H140V148H139ZM9 153L7 154V152H6L4 154V156L6 154L9 156ZM38 153H39V155H41L40 157L38 156ZM52 153H53V155H52ZM239 155L243 156L241 158H243L244 168H246V169H244L243 168V164H242L243 171L247 170L248 167L251 168L252 166L257 165V164H258L257 167H252V168H258L259 166L261 167V164H263V162L259 163V161H257V160L247 159V157H249L251 155L253 156L252 153L241 152V153H239ZM8 156H6V157H8ZM143 156L145 157L144 154H143ZM228 156H229L228 162H231L232 159L235 157L234 154H230ZM172 159H173L172 156H168V157L165 156V157L161 158V160H159V161L161 162L160 163L161 166H163L164 169H166L165 167L168 166V165H170L169 163H171V161H173V163H171V165L174 167V163H176V162H174L175 160H172ZM148 160L150 161V159H148ZM152 160H153V157H152ZM27 161H28V164L26 163ZM7 162H8V160H7ZM31 162L33 163V165H32ZM133 162H135V165L136 166H134V167L136 168L135 170L137 172L136 171L135 172L137 174H135V172H133V173L132 172L131 173L124 172V170L128 169L127 167H128V165H130V163H131L130 166L133 165L132 164ZM0 163H1V161H0ZM74 163L75 164L78 163V164H76V166H78V167L75 166V169L73 168L74 169L73 171H77L75 173L78 174L80 177H78V175L76 176L74 172H73V175H75V177L74 176H69L72 172H68V170H69L68 167L70 166V164L74 166L75 165ZM148 164H149L148 165V168H150L149 167L150 166V163H148ZM4 165H6V164H4ZM4 165H2V166L5 168L6 166H4ZM102 165L103 164H101V163L99 165L96 164V166L94 167L96 169L95 172H97V170L99 168H101ZM176 165H175V167H176ZM220 165H219V167H220ZM229 165L230 164H228V166ZM114 166H115V164L113 165V167ZM119 166H121V165H119ZM199 166H200V168L203 169V172L204 173H205L204 170H206V173L207 174L206 173L205 174L207 176H209V173L211 172L210 170L212 168L214 169V166H211V165H208V164H201ZM222 166H224V165L222 164L221 167ZM3 167H2V169H3ZM36 167L37 166H35V168ZM71 167L72 166H70V168ZM145 167H146V170H145ZM169 167L170 166H168V168ZM219 167L217 166V168H219ZM172 168L170 169V172L172 171ZM176 168H178V167H176ZM189 168L188 167H185V168H183V170H185V169L190 170ZM226 168H227V166H226ZM15 169H17V168H15ZM18 169L20 170V168H18ZM191 169H192V167H191ZM179 170H180V168H179ZM0 171H2V170H0ZM243 171L241 172L242 174H243ZM113 172H115L116 175ZM181 172H182V169H181V171L179 173L180 175L177 173L176 174L177 177H176L175 174H174V175H172L173 176L172 178L177 179L176 180V183H177L178 180L180 181V183L178 184L179 186H180V184H182L181 183L182 181L184 182V180H185V182L183 184H185V183L187 184L188 183V188L186 187L187 190H188L186 192L187 194L185 192H182V190H179V191H176V192L178 194H181L180 193V191H181L184 194V195L181 194V196H180L181 199L183 198L185 200L187 198L189 203H187L185 207H183L182 209H180L181 210L180 213L182 212L181 213L182 214V217H180L179 220L177 219L178 221L175 224H171V225L174 226L173 233H174V231H176V233L179 232L181 234L182 233L183 234H188V236H189L192 233H194V230L197 229V226H199V225L201 227L202 226L203 227H209L210 225H213L215 231L212 232V233H210L212 236L211 237L208 236L209 237L208 238L205 235V237L208 238L209 242L212 241V245H214V247H216L215 254H218L217 252H222L221 250H223V248H225V246L226 247H231L233 249V251L231 250L232 251L230 253L231 256L230 255L229 256H230V261L232 262V264H264V183H261V182H264L263 181L264 177H263V179H260V178L258 179L257 178V177H259V174H258L257 177L254 175L257 179H255V177L254 178H251V179L248 177V178H246V179L244 178V179L245 180H247V179L249 180L250 179V180L249 181H244V179L242 177L243 176L242 174H241L242 175L241 176L240 173L239 174H236L235 173L236 175L233 174V173H230V175H231L230 177L232 178L231 180H232V182L234 184L231 182L233 185L229 186L230 188L229 187H224V189L221 191L222 193H220V194H222L221 196L225 200V202H224V201H221L222 199L217 198V197H216V199H212V198H215V197H213L214 195H211L212 194L211 193L212 191L209 192L210 191L209 189H208L209 190L208 191L207 188H201L199 186L200 184L198 185V182H202L204 180H207L208 179L207 176H206V179L204 178V180H202L200 178L202 181L201 180L199 181L198 180V177H196L197 175L195 174L196 175L195 176L193 172L192 173H193L194 176L191 175V171H188V173L190 172L188 175H191V177H186L187 173L185 171H183L182 173ZM230 172H232V171H230ZM6 173L7 172L4 171V175H6ZM20 174H22V173H20ZM23 174L21 175L22 177L19 176V178H21L20 180L17 178L19 181L16 180L15 178L14 179L12 178L14 181L16 180L15 181V186L14 187L12 186L13 187V189H12L13 191L12 190L10 191V189H11V188H9V187H11L10 185H9V187H5L6 189L9 188L6 191L12 192L13 194L11 196H13V198L19 197L18 200H20V202H21V203L19 202V205H20V207L22 206L21 207L22 209L21 208H17V209H21V211H23V213H25L26 211L28 212L30 209H33V210H30L29 212L34 211V210L37 211V208H36L37 206H35V205H30V204L27 203V205H29L30 207L27 206V208L26 207L25 208L28 209V210H26L23 207V205H21L23 203V199H21V198H25V195L24 194L27 193V192H31V191L33 192V190H32V187L33 186L30 187L31 184L28 181L25 184V180L23 178L24 177ZM146 175H148L149 177H153V178L149 179V177H147ZM210 175L212 177V174L211 173H210ZM2 176L3 175H1V172H0V184H1L0 185V193L3 194V197L4 196L5 197H8V195H5L6 193H3V191H2V189H5V188H3L4 185L2 186V184H4V182H5L4 181L5 180V177H2ZM92 176H95V175L92 174ZM139 176H141L142 177V180H144V181L141 180L143 182L142 188L137 189V186L138 185H135V184H139V183H136V181L140 178ZM6 177H8V179H9V176L8 175H6ZM211 177L209 176V179H211ZM240 177L243 179V180L241 179V181L243 183L240 182ZM45 179L47 180V182H45L46 181ZM94 179H96V176L94 177ZM174 179H172V180H174ZM99 180H95V182H96L97 185H101V184L97 183V182H99ZM22 181H24V183H22ZM217 181H218V179H217ZM173 182H175V181H172V183ZM105 183L106 182H104V184ZM112 183H114V185H115V182H112ZM6 184H7V182H6ZM8 184H11V182L8 183ZM28 184H30V185H28ZM118 184H116V185H118ZM32 185H34V184H32ZM112 185L113 184H111L110 186H112ZM114 185H113V187H114ZM141 185H140V187H141ZM110 186L108 185V188ZM153 186H155V187H153ZM158 186H159V184H158ZM181 186L179 187V189L181 188ZM73 187H75V188H73ZM94 187H93V189H94L93 191H96L95 194L97 195L98 194L97 193L98 192L97 190H99V189L95 185H94ZM104 187H107V186L105 185ZM166 187H164V188H166ZM240 187H242V188L244 187V189L241 190V192H243V190H244V193H242V196L240 195L241 193L239 194ZM102 188H103V186L101 187V189ZM110 188H109V190H110ZM129 188H130V191L131 190H134V191H131L130 192L129 191ZM120 190H119V193H120ZM155 190H157V189H155ZM171 190H173V189H171ZM174 190H175V188H174ZM103 191H104V189H103ZM183 191H184V189H183ZM202 191L203 192H206V191L209 192V194L208 193L204 194V196L206 197L205 199H202L201 196H200L201 193H202ZM36 192H37V195L34 194V193H33V195L34 196L36 195L37 199L39 198L37 201H39V202H42L43 201L42 204L38 203V204H40L38 206V209H39V207L44 206V203H45L44 208L47 207L46 204L48 202L46 201V199H44L47 196L45 195L44 197H42L43 194H41L38 191H36ZM153 192L158 193V197L156 196L157 194L156 193H153ZM75 193L77 195H80V194L77 193V191ZM16 194H18V195H16ZM83 194H86V193H83ZM173 194H175V193H173ZM207 194L210 195V197H209L210 199L208 198V196H206ZM236 194H238L239 196L238 195L235 196ZM14 195L16 197H14ZM23 195H24V197H23ZM40 195H41V197H39ZM81 195H82V193H81ZM162 195L164 196V192L162 193ZM188 195H189V198H188ZM228 195H230L231 197L228 196ZM11 196H9V197L11 198ZM65 196H66L65 194L60 193L57 196V197H59L58 199H56L57 202H54L56 204H53V202L49 204V205L53 204L52 205L53 208H50V206H49L50 210L52 209L51 210L52 212L50 210H48V211L51 212V213L49 212V214H53L54 213L56 215L55 212H57L58 210L62 209V207L60 208V205H62V202H60V201H62V197L63 198H66ZM70 196H71V194H70ZM76 198H78V197H73V199H76ZM79 198H80V196H79ZM171 198L174 199V196L173 197L171 196ZM68 199H71V198L68 196ZM138 199H140V198H138ZM138 199H136V200H138ZM151 199H156V200H153L152 203H149L150 202L149 200H151ZM173 199L171 200L172 202L175 199H177V197L174 200ZM217 199H220L221 203L218 201L220 204L217 202ZM4 200L5 199H3L2 201H4ZM6 200H7V198H6ZM142 200L139 203V204H141V202H142V204L141 205L138 204V206H140V208L143 207L142 205L145 204L144 201H142ZM212 200H214L215 202H212ZM69 201L71 202V200H69ZM81 201L84 202L85 200H81ZM8 202H9V200H8ZM73 202H74V200H73ZM166 202H168V201H166ZM194 202H197L199 205L198 204H195ZM1 203H0V205L3 206V204H1ZM12 203H14V202H12ZM215 203H217V204H215ZM11 204H9L10 205L9 207H11V208L8 207V209H11L12 210L14 208L13 207L14 205L12 206ZM121 204H118V205L122 208V205ZM156 204H157V206H156ZM167 204H169V203H167ZM24 205L26 206L25 200H24ZM87 205H88V203H87ZM118 205H117V208L116 209H112V210H114V213L113 214L114 215L115 214L118 215V216L116 215V218L118 217L121 220V218L123 217L122 220H124V218H128L130 216V219H129L130 222L129 221H126L125 224L126 223H130V228L133 229V227H134L133 230L135 232H137V231L139 232V227L141 225L137 222V220L138 221L141 220V216H143L141 214H142L143 211H141L138 208H137L138 210L136 208H133L135 210H133V212H131V213H128V215H127L126 214L127 211L121 213V209H119ZM128 205H129V203H128ZM128 205H125V206H128ZM136 205H137V203H136ZM162 205H164V204H162ZM32 206H34L35 208L34 207L32 208ZM172 206H171V208H172ZM85 207H86V205H85ZM85 207H83V205H82L80 207V211L79 210L78 211L79 212L85 211V212H89L90 213L91 211L88 208H91V207H89V206L87 208H85ZM94 207L96 208V206H93V209H94ZM98 207H100V206H98ZM23 208L26 211L23 210ZM49 208H47V209H49ZM78 208L79 207L77 206V208H75V209H78ZM123 208L124 209H128V207L127 208L126 207H123ZM1 209L3 210V208H1ZM73 209H74V205H73ZM168 209H167V211H168ZM2 210H0V211H2ZM115 210H118V212L115 211ZM78 211H74V212H76L74 214H76V215L78 214V216H80V215L82 216V214H84V213H81L80 214V213H78ZM13 212H14V209L12 210V213H10V214L12 215ZM27 212L24 215H26ZM29 212H28V214L30 216L31 213H29ZM60 212H59V214H60ZM156 212H158V211H156ZM23 213H22V215H23ZM93 213H94V211H93ZM10 214H8V213L6 214L5 212L3 214L2 213L0 214L2 216V217L0 216V222L2 221L4 223L6 221L7 223H5V225L6 224L8 225V227H7V225L6 226L3 225V227H4L3 228V231L2 232L0 231V250L1 251H5V252H6V250H7V252H10V249H11V246H9V247L6 246V245H8L7 243H10V244L13 243L12 246L15 245L16 248H18L17 245H16L17 244L16 241H18L20 237L19 236H16V234L18 233L17 232L18 224H20L19 220H21V222H23L24 220L25 221L28 220V219H26L27 215H26L25 218H23L24 217V215H23V217L19 218V220H17V219L14 218L15 220H17L15 222L12 220L14 222V224L17 223V222L18 223H17V225H13V223H12L13 226L11 227L9 225H11V220L10 219H12V218H9V220L7 218V217H9ZM34 214L36 215V212ZM34 214H32V215H34ZM94 215H95V213H94ZM126 215H127V217H124ZM81 216H80V218H81ZM95 216H97V215H95ZM145 216H146V214H145ZM55 217H53V218H55ZM85 217H88V216H85ZM6 218H7V220L4 221V219H6ZM82 218H83V216H82ZM82 218L79 220L81 223L84 221V220L82 221ZM91 218H93L92 217V214H91ZM98 218H99V216H98ZM74 219H76V217ZM73 220H71V221H73ZM8 221L10 222V224H9ZM67 221H70V219L69 220H66V222ZM74 221H76L75 222L76 224L71 225V226H73L75 229H77L76 232L78 230L80 231L83 228H87L88 231L89 230L90 231L91 230L94 231L92 229V227L90 229V228H88L87 225L84 226L85 225V221H84V224L83 225L80 224V222L77 221V219L74 220ZM88 222H89V220H88ZM103 222H105V221H103ZM56 223H58V222H56ZM64 223H65V221H64ZM96 223H97V221H96ZM136 223H138V225ZM55 224L52 225L51 226V229L49 230V232L46 233V234H48V236L45 235L46 236V238H45L46 240L47 239H51V238L56 239L57 237H52V236H55V235L56 236H59L61 238L64 236L65 231H64L63 235H61L62 234V231L59 232V229L56 228L59 223L57 225H55ZM67 224H70V223L68 222ZM103 224L104 223H100V227L103 226ZM34 226H35V224H34ZM54 226H55L56 229H53ZM60 226L62 228L64 227V226H62V224ZM89 226H91V225L89 224ZM104 226L106 228L107 227V223ZM111 226H113V225H111ZM109 227H110V224H109ZM141 227H143V225ZM163 227L164 228H167L169 231L172 230V229H169V227H170L169 225H168V227H165V226H163ZM210 227H209V229L212 230L213 227L212 226H210ZM156 229H157V227H156ZM158 229H159V226H158ZM160 229H163V228H160ZM167 229H163L162 232L164 233ZM18 230H19V228H18ZM95 230L97 231L99 229H96L95 228ZM101 230H103V229H101ZM151 230H153V229H151ZM168 230L166 231L167 233H168ZM211 230H210V232H211ZM200 231H201V229H200ZM201 233H203V231H201ZM205 233L207 234V232H205ZM78 234H80V233H78ZM149 234H152V236H153V233H149ZM113 235L115 236V233ZM134 235L135 234L130 235V236H133V238L136 239V237H134ZM157 235H159V234H157ZM199 235H201V234H199ZM79 236L80 237L83 236V237H81V238L79 237V238L84 243V245H83L84 247L82 246V248H79L83 243H80V241L78 239V236H77V238H74V239H78L77 241H79V242H77V244L78 243L81 244L79 247L78 246H75L76 244H73V246H74L73 247L74 248L73 251L76 250L75 253H74L75 255H79L80 253H83V255H84L85 252H87V251L90 252V249L93 250L95 248V247L94 248H91L93 246H96V248H97L96 242L93 241L94 244H95V245H93L92 244L93 243L92 241L89 242L90 241V238L89 237H88L89 240L87 241V239L85 237L86 236L85 234L82 233V235H79ZM114 236H112V238H106L105 237L104 240L103 239L102 240L101 239H98L97 240L95 238L96 239L95 241H97L98 244L100 242L101 243V246H102L101 247L102 249H100V254H101L100 257L102 256L103 258L101 259L100 262H103V264H135V261H134L133 257L135 256V254H137V256H138V252H141L140 249H138V248L141 247L139 245L138 241L135 240L136 241L135 242V241H133V238H131V241H133L132 242L133 244L132 245H129L130 247L129 246H126V245H124V246H126V247H124L123 245H121L123 243L119 244V241H118L119 240V237H117L118 238V240H117V238L114 237ZM195 236H198V235H195ZM17 237H19V238L17 239ZM59 237H58V239H59ZM183 237L187 240V238L185 236H183ZM64 238L65 237H63V239ZM45 239H44V241H45ZM92 240H94V239L92 238ZM146 240H148V239H146ZM196 240L198 241V240H201V239H196ZM6 241H8V242H6ZM57 241H60V240H57ZM71 241H72V243L74 242L73 240H71ZM189 241H190V239H189ZM74 243H76V242H74ZM137 243L139 245L138 247L136 246ZM21 244H23V243H21ZM151 244H153V243H151ZM157 244H159V243H157ZM206 244H207V242H206ZM119 245L120 246H123L127 250L126 249H123V247H119ZM5 246L7 248H5ZM15 246H14L13 253H15ZM19 246L21 247V245H19ZM40 246H42V245H39V247ZM153 246H155V245H153ZM159 246H162V245L159 244ZM39 247L37 246L36 248H39ZM43 247H44L43 248L44 250L47 249L46 246H43ZM201 247H203V246H201ZM201 247H199V248H201ZM153 248H155V247H153ZM204 248H203V250H204ZM212 248H213V246H212ZM48 249H50V248H48ZM130 249H132V250H130ZM40 250L41 249H39L38 252L41 253L42 251H40ZM52 250H55V251H52ZM56 250H57V247H54V249L53 248L51 249V254L49 253V255H48V253H46V252H48L46 250H45L46 252H44V251L42 252L44 254H40V253L39 254H40V256H44L45 258L46 257L48 258V256H49V258L53 260V258L54 259L60 258V257H57V254L60 255L59 254L60 253V250H58L59 252L57 251V253H56ZM190 250L188 251V254H189L188 257L191 256L193 260H190V258H187L186 257L184 259L185 261L183 260L185 262L184 263L183 261H181L182 259L181 260L179 259L178 261H175L177 259L173 258V261H174L173 264H175V263H177L179 261L181 263L183 262L184 264H189V262H190V264L191 263L196 264V261L198 259L195 258L194 256L197 257V255H196L197 251H196V253H194V251H193V253L195 254L194 255V254H192V252ZM73 251H72V253H73ZM214 251H215V249H214ZM210 252L211 251H209L208 253H210ZM27 253L29 255L30 252L27 251ZM155 253H157V254L154 255V258L155 259L153 261L155 262V264H160V261H159L160 259H158L159 258L158 256H161V255H158L159 252H155ZM212 253H213V251H212ZM7 254H10V253H7ZM24 254L26 255V253H24ZM30 254H32V253H30ZM159 254H161V251H160ZM199 254H201V253H199ZM202 254H203V252H202ZM219 254L216 255V256L210 255V256H212L211 260H210V258H207V256L205 258L207 260L209 259L211 261V262H209V264H211V263L212 264H223V261L227 263V261H225V256L223 257L222 253L220 255ZM5 255H6V253H5ZM10 256L12 258H10V257H8V258H10L11 263H12V261L14 263V261L18 260V258H19V257L17 258V255H16V257H14L13 254H11ZM50 256H52V257H50ZM29 257H31V256L29 255ZM55 257H57V258H55ZM15 258H17V259L15 260ZM20 258H22V257H20ZM199 258H200V256H199ZM202 258L199 261H201ZM72 259H75V257L72 258ZM24 261L25 260H23L22 262H24ZM39 261L40 260H37L36 262L38 263ZM170 261L172 262V260H170ZM41 262H43V261H41ZM136 262H137V260H136ZM146 263H144V264H146ZM148 263H149V261H148ZM197 263H199V262H197ZM38 264H40V263H38ZM73 264H75V263H73ZM199 264H201V263H199Z\"/></svg>", "mask_w": 264, "mask_h": 264}]
</instances>
